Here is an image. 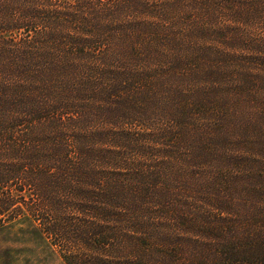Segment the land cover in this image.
<instances>
[{
    "label": "trees",
    "instance_id": "trees-1",
    "mask_svg": "<svg viewBox=\"0 0 264 264\" xmlns=\"http://www.w3.org/2000/svg\"><path fill=\"white\" fill-rule=\"evenodd\" d=\"M24 219L65 264H264V0H0Z\"/></svg>",
    "mask_w": 264,
    "mask_h": 264
},
{
    "label": "rangeland",
    "instance_id": "rangeland-1",
    "mask_svg": "<svg viewBox=\"0 0 264 264\" xmlns=\"http://www.w3.org/2000/svg\"><path fill=\"white\" fill-rule=\"evenodd\" d=\"M214 190L211 186L205 188L211 196ZM17 194L21 195V192L18 190ZM0 264L65 263L51 240L41 235L34 223L24 219L0 225Z\"/></svg>",
    "mask_w": 264,
    "mask_h": 264
}]
</instances>
